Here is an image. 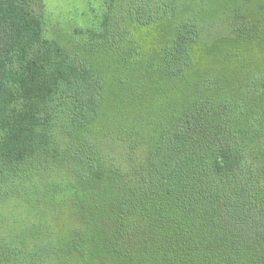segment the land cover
I'll return each instance as SVG.
<instances>
[{"label":"trees","instance_id":"16d2710c","mask_svg":"<svg viewBox=\"0 0 264 264\" xmlns=\"http://www.w3.org/2000/svg\"><path fill=\"white\" fill-rule=\"evenodd\" d=\"M0 0V264H264V0H163L80 55Z\"/></svg>","mask_w":264,"mask_h":264},{"label":"rangeland","instance_id":"374dc122","mask_svg":"<svg viewBox=\"0 0 264 264\" xmlns=\"http://www.w3.org/2000/svg\"><path fill=\"white\" fill-rule=\"evenodd\" d=\"M35 13L44 23L45 37L80 55L83 48L101 41L104 22L111 40L124 27L135 25L139 18L154 15L163 0H31ZM159 1V2H158Z\"/></svg>","mask_w":264,"mask_h":264}]
</instances>
